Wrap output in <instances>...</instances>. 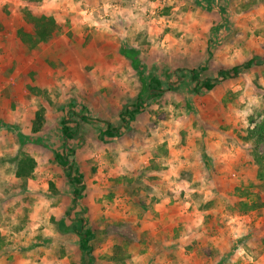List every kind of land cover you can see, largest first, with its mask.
Listing matches in <instances>:
<instances>
[{
	"label": "rangeland",
	"instance_id": "obj_1",
	"mask_svg": "<svg viewBox=\"0 0 264 264\" xmlns=\"http://www.w3.org/2000/svg\"><path fill=\"white\" fill-rule=\"evenodd\" d=\"M47 1L70 52L18 41L20 8L44 13ZM125 49L137 51L145 77L161 81L159 95L148 98ZM256 56L264 58V0H0V95L20 106L12 115L0 107V122L15 127L0 129V245L20 241L45 264H81L89 228L98 235L93 264H118L115 246L120 264L161 255L169 264H252L240 251H264L247 239L264 236V207L242 214L241 204L264 202V187L243 139L264 117V64L211 90L194 91L187 72L207 67L203 82ZM137 101L130 118L125 110ZM40 108L44 124L32 133ZM61 120L74 138L63 136ZM108 124L120 133L102 140ZM22 154L36 161L30 179L14 175ZM159 232L183 245L152 242Z\"/></svg>",
	"mask_w": 264,
	"mask_h": 264
},
{
	"label": "trees",
	"instance_id": "obj_2",
	"mask_svg": "<svg viewBox=\"0 0 264 264\" xmlns=\"http://www.w3.org/2000/svg\"><path fill=\"white\" fill-rule=\"evenodd\" d=\"M21 15L25 21V24L28 29H19L17 31V38L21 45L25 46L29 50L36 48L39 44L45 43L54 37L58 33H62L65 30L64 25H62L54 16H47L45 14H35L28 7L20 8ZM122 54L130 59L132 67L137 71V74L140 78V82L142 84V89L147 91L148 98H154L161 93V81L156 77H145V66L137 59V51L134 49H125L122 51ZM264 64V58L260 57H252L247 62L242 65H235L229 68L219 69L217 71V76L214 79H206L203 82L198 81V77L201 72L207 70V67L201 66L197 69H192L187 72V76L190 78V81L194 83L193 90L198 91L200 88H204L206 90H211L214 86L223 81L230 78H235L240 75L245 70L249 69L255 65ZM184 69L176 68L172 71V75L177 76L178 78H182L184 74ZM169 87V86H168ZM30 91L39 93L40 91L30 87ZM74 102H72V105ZM142 103L137 101L132 105V110H125V114L130 118L141 109ZM44 110L40 108L34 113V118L32 120L31 132L37 133L42 129L44 124ZM82 118V121L85 120V117L79 114ZM61 132L65 138L72 139L74 138L75 131L70 130L66 127L65 120H61ZM9 129L14 131L15 127L10 124H4L0 122V129ZM119 130L111 127L109 124L106 129L99 133V138L104 140L105 137L114 138L119 135ZM245 142H251L253 145L252 153L253 158L258 166V179L262 182V186L264 187V153L260 152V149H264V117L260 123L254 124L252 128L247 130V134L243 139ZM73 152V151H71ZM55 158L57 162L66 166V159L60 155V153L55 152ZM72 154V153H71ZM36 168V161L33 156L28 154H22L20 157L15 159V170L14 175L17 179H30L32 174ZM79 178H74L72 180L73 183L78 182ZM75 193L78 194V189H75ZM264 207V202L261 201L260 197L257 195V198L252 201L250 204L242 203L241 204V212L242 214H247L250 211L257 210ZM72 228V227H71ZM76 227H73V229ZM68 230V229H67ZM71 230V229H70ZM69 231V230H68ZM97 233H94L91 229H85L81 231L80 240H79V250L81 252L80 262L81 264H93L94 258L92 255V246L90 242L93 239H97ZM1 243V240H0ZM117 246L113 248V254L110 257V260L120 264L122 261L121 256L119 255L121 251ZM68 255L67 251L56 252V257L61 259L62 256Z\"/></svg>",
	"mask_w": 264,
	"mask_h": 264
},
{
	"label": "crops",
	"instance_id": "obj_3",
	"mask_svg": "<svg viewBox=\"0 0 264 264\" xmlns=\"http://www.w3.org/2000/svg\"><path fill=\"white\" fill-rule=\"evenodd\" d=\"M50 4H51V2L50 1H47L46 5L49 6V7H47V9L45 10L44 13H40V14H45L47 16H54V17H56V15L54 13H52V11L50 9L51 8L50 7ZM56 19H57V17H56ZM58 21L60 22V20H58ZM61 24L63 25V23H61ZM25 29H28L27 26H26ZM80 29H82V27ZM65 33H66V31H65ZM80 34L81 33L79 31L74 32V35H77L78 37L81 36ZM56 35L54 37H52L50 40H48V42L46 44H44V43L39 44L38 45V48L39 49H43L45 47V49L50 50V48H48V47H50V45L53 46L54 44H57L55 51L58 54L59 53L61 54V50L60 49H62L65 52L66 51H69L70 52L71 51L70 49L65 50L66 49V46L68 45L67 40H64L62 43H59V41H58V39L60 37H63V36H64V39H67L66 34H63V36H61V35L56 36ZM95 35H96V33H95ZM69 43H71V42L69 41ZM70 46H71V44H70ZM98 50H99V48H97V44H96V51H98ZM54 54H56V53H54ZM25 67L26 68H30V70L32 69L29 65H26ZM16 73H17V71H16ZM20 73H21V76H22V78L20 79L21 80V83L22 82L25 83V84L26 83H29L28 82V78H26V77L24 78V76H25L24 71L23 72L20 71ZM2 88L4 89V86ZM9 90H11V88ZM6 100L7 99L5 97H2L1 98V95H0V107H1V110H4L6 113H9L11 115L13 113L17 114L18 112L16 110L19 111L20 106L17 105V104H15L16 105V108L14 110H12L13 100L11 101L10 98H9V100H8V103H9L8 104V107H7V104H6ZM1 110H0V113H1ZM5 124H7V123H5ZM235 236L236 235H234V237ZM169 238L170 237H168V239H167V235H162L159 232V234L156 237V241L153 240L152 242H161L162 241V243H164V244L169 243L170 245L171 244L174 245V244H177V242H180V245L181 244L183 245V242H181V240L179 241V240L175 239L172 242L171 238H170V240H169ZM247 239L250 240V241L252 240L255 244H260L261 245V244L264 243V236H262V235L256 236L255 238H253V237L250 238L249 237ZM9 242L10 241L6 240V241H4V244L0 245V264H45V261H44L45 259H43L44 256H42L40 258L36 254V253H39V252L38 251H35V249L31 245H29L30 246L29 248L23 249V251H22L21 250V246L22 245H21V242L20 241H12L10 243ZM24 244H28V243L25 242ZM240 247L241 246H239V247L237 246L238 249ZM263 248H264V246H261L260 247V250L263 249ZM183 249H184V247H183ZM240 249H242V248H240ZM247 251L245 252L243 249L240 251V253H241V256H239L240 259H244V261L247 262V263H249V261H252V264H264V251L261 252V253L259 251H257V250L254 253L253 252H249V251L247 252ZM157 255H161V253L159 252V253H157ZM157 255L155 257H157ZM181 256H179L180 259L182 258ZM222 256H223V254L221 255V252H220V254H218V258H220ZM153 257H154V255L151 256V259H153ZM167 260L168 259L163 258V256L161 255V256H158V258L153 259V261H154L153 264H157V263L158 264H169ZM241 264H243V263H241Z\"/></svg>",
	"mask_w": 264,
	"mask_h": 264
}]
</instances>
